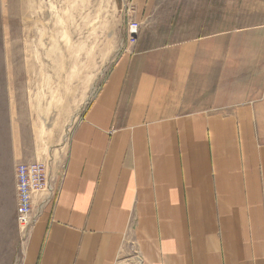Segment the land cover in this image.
I'll use <instances>...</instances> for the list:
<instances>
[{
  "label": "crops",
  "instance_id": "obj_1",
  "mask_svg": "<svg viewBox=\"0 0 264 264\" xmlns=\"http://www.w3.org/2000/svg\"><path fill=\"white\" fill-rule=\"evenodd\" d=\"M157 2L136 0L143 21ZM141 33L74 128L53 197L34 195L38 217L15 260L264 264V103L208 86L220 36ZM14 156L31 160L23 147Z\"/></svg>",
  "mask_w": 264,
  "mask_h": 264
},
{
  "label": "rangeland",
  "instance_id": "obj_2",
  "mask_svg": "<svg viewBox=\"0 0 264 264\" xmlns=\"http://www.w3.org/2000/svg\"><path fill=\"white\" fill-rule=\"evenodd\" d=\"M157 1L143 21L136 0H0V264L19 252L17 166L44 161L52 170L55 159L58 180L74 128L141 32L152 43L220 36V73L208 86L264 103V0ZM133 21L140 30L130 43ZM21 147L31 160L14 156Z\"/></svg>",
  "mask_w": 264,
  "mask_h": 264
},
{
  "label": "built area",
  "instance_id": "obj_3",
  "mask_svg": "<svg viewBox=\"0 0 264 264\" xmlns=\"http://www.w3.org/2000/svg\"><path fill=\"white\" fill-rule=\"evenodd\" d=\"M140 24L138 21L128 24V42H136ZM17 207L16 218L19 234L27 235V230L34 224L38 211L34 204V195L39 196L40 205L50 200L55 191L56 178L48 162L36 161L20 163L16 168ZM14 264H19L17 260Z\"/></svg>",
  "mask_w": 264,
  "mask_h": 264
},
{
  "label": "bare ground",
  "instance_id": "obj_4",
  "mask_svg": "<svg viewBox=\"0 0 264 264\" xmlns=\"http://www.w3.org/2000/svg\"><path fill=\"white\" fill-rule=\"evenodd\" d=\"M137 261V260H136Z\"/></svg>",
  "mask_w": 264,
  "mask_h": 264
}]
</instances>
